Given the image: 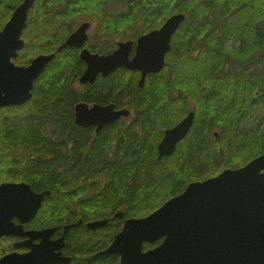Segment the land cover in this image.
<instances>
[{
	"label": "trees",
	"instance_id": "obj_1",
	"mask_svg": "<svg viewBox=\"0 0 264 264\" xmlns=\"http://www.w3.org/2000/svg\"><path fill=\"white\" fill-rule=\"evenodd\" d=\"M41 2L38 14L37 0L29 11L25 46L14 63L26 66L41 54L55 58L36 81L30 103L5 109L11 116L0 118V175L6 173L5 181L36 179L37 191L51 192L37 215V228L110 219L119 210L124 219L143 218L188 184L202 180L203 174L213 177L216 161L223 160L224 169L237 168L240 161L263 154L264 115L254 133H241L240 125L264 106V0H170L166 12L154 18L182 14L180 29L220 25L222 31L214 34L220 37L208 38L210 44L218 41L216 47L224 52L201 58L166 57L164 68L148 75L142 88L138 73L119 70L84 92L78 86L84 65L77 52L58 51L72 27L57 26L60 32L55 34L49 24L54 20L53 6L66 1ZM144 2H129L125 18L149 17ZM198 19L201 23L192 22ZM186 33L187 37L197 31ZM178 34L179 30L174 36ZM228 37L239 38L237 46H229L234 41ZM230 49L233 52H227ZM80 102L127 105L134 119L95 134L72 122L73 108ZM25 108L29 112L22 115ZM190 111L195 120L187 136L174 154L158 161L156 147L164 131ZM240 153L243 158L235 163ZM120 221L110 220L96 231L84 224L71 229L64 253L73 264H118L116 256H92L109 245L111 234L120 231Z\"/></svg>",
	"mask_w": 264,
	"mask_h": 264
},
{
	"label": "water",
	"instance_id": "obj_2",
	"mask_svg": "<svg viewBox=\"0 0 264 264\" xmlns=\"http://www.w3.org/2000/svg\"><path fill=\"white\" fill-rule=\"evenodd\" d=\"M34 1L23 0L0 31V110L29 103L35 82L55 58L54 54L39 55L27 66L12 61L24 48L21 35ZM183 21L182 14L173 15L159 30L139 37L132 58L131 42L118 44V49L106 56L83 49L79 59L86 68L79 83L94 85L97 77L106 78L126 69L140 73L138 87L142 88L148 75L164 68L171 37ZM86 28L80 26L58 50L82 47ZM129 115L128 109H115L113 104L80 102L74 106V124L95 127L97 133ZM194 120L195 114L190 111L164 131L157 145L158 161L175 153ZM50 193H35L26 183L0 184V239L29 238L26 243L13 245L25 247L26 253L6 254L0 257V264H73L72 257L63 254L65 238L71 229L84 224L82 220L64 225L57 239L52 236L59 227L22 232L23 224L38 214ZM115 219H124V213L119 210L110 219L84 225L96 231ZM36 238L37 246L33 244ZM145 245L154 246L144 250ZM111 256L118 258V264H264V153L241 168H227L215 177L188 184L144 218L124 219L110 244L92 258Z\"/></svg>",
	"mask_w": 264,
	"mask_h": 264
},
{
	"label": "flooded vegetation",
	"instance_id": "obj_3",
	"mask_svg": "<svg viewBox=\"0 0 264 264\" xmlns=\"http://www.w3.org/2000/svg\"><path fill=\"white\" fill-rule=\"evenodd\" d=\"M65 1L66 2H63L60 5L53 6L54 14L50 16H53L54 20H52L51 23L49 24L52 26V28L55 29L54 31L55 34L60 32L58 30L60 27H63L64 29H66L67 24H69L72 27V29H71L70 34L67 36V38L72 33L77 31L80 26L87 25V28L85 30L86 41L83 44V46L70 48L77 52L78 58H79L80 52L83 49L88 50L89 53L91 54H97L100 56L109 55L118 49V44L125 43V42L132 43L131 52L129 54V58H132L135 54V50H136L139 37H141L142 35L151 33L153 31L159 30L166 22L167 19L161 20L160 18H154L153 15L156 14L157 16H160L161 14L166 12L168 2H169V0H145L144 4H147L148 5V6L146 5L147 9L150 10L149 17L147 16V18L145 19L138 18L137 15L135 14V16L132 18L130 14V17L127 18L130 20L129 22L130 28L128 29L126 26L125 29L121 31V29L118 27L120 26L121 21L119 22L118 25H116L118 20L109 18V17L116 16L114 15L115 12H113V10L111 9V6H113V4H116V6L124 5L123 10H126L125 14H127L129 6H130L129 2H132L133 0H123V4H118L120 0H110V1L109 0H72V1L65 0ZM22 2L23 0H0V26H1L0 31L2 30L4 25L9 21L15 9ZM50 2H53V1H50ZM42 4L43 3L41 2V0H37V14L41 9ZM215 4H216L215 1H213L212 5L214 6ZM154 10H156V12ZM43 16L47 17L46 14H44ZM57 20H60L61 22L59 25H57ZM192 22H196V24L201 23L199 19L192 21ZM57 26H60V27H57ZM117 28H119L120 30ZM178 30H179V34L177 36L176 35L174 36L176 32L178 33ZM186 30L189 32H193V30H195L197 31V34H194V35L192 34L186 37L185 36V34H187ZM220 31H222L220 25L211 26L209 28L207 26L201 27V28H199V26L197 28L182 27L181 29L178 27L175 33L171 37L169 51L166 53L165 58L166 57L201 58V57H212L214 55L217 56V53H219V50H220V53L221 52L223 53L224 50H222V48L216 47V44L218 41H215L213 44L212 43L210 44L209 38H212L215 40L216 37H220V35H214L216 33L218 34ZM200 32L202 33L200 34ZM208 34H210L209 38H208ZM21 39L24 41V46H25L24 31L22 32ZM223 39H221V41H223ZM232 40L236 41L234 39ZM232 40H229V41L232 42ZM205 41L208 44L205 45ZM238 42H239V38L237 39L236 43ZM213 46H215L216 48L214 49ZM212 48L214 49L213 51H211ZM41 55H50V54H41ZM83 65H84V70H85L86 65L84 63ZM119 70H125V69H119ZM114 73H112L110 76H112ZM136 73H138L140 76L139 72H136ZM108 77L102 78L99 76L97 77L95 83L99 81L100 79L105 80ZM87 86L90 87L93 85L86 84L84 86H81L80 91L84 92ZM87 104L92 105L96 103H87ZM108 104H113L115 106V109H121V108L128 109L126 107L127 105H124L121 108H117L116 104L111 103V102L105 103V104H99V105H108ZM133 119H134V114L132 115L130 112V115L128 117H121L117 121H115L113 124L115 125H119L122 123L130 124L132 123ZM72 122L74 124V108H73ZM113 124L109 126H112ZM74 126L76 125L74 124ZM78 128H82V127H78ZM83 129H89L93 131V133L98 134L95 131V127H89V128H83ZM25 165H28V164H19L18 167L23 168ZM34 181H37V180L35 179ZM34 181L32 180V178H28V181L18 180V181H7V182L26 183L31 186V189L35 193L42 192V190L37 191V186H33V183H35ZM62 226L63 225L56 224V225L46 226L44 228H37V214H36V216L32 220L23 224L22 232L24 233L29 232V231L37 232V230H42V229L49 228V227H59L58 230L52 236V239H57L61 235ZM28 239L29 238L26 236L4 237L0 239V241L4 240V241L10 242L12 249H14V251H11V252L26 253L28 250L25 247H20V248L15 249L13 245L16 243H26ZM65 243H66V238H65ZM33 244L37 246V238L33 241ZM11 252L9 251L7 253H11ZM63 254L65 256H68L64 253V249H63Z\"/></svg>",
	"mask_w": 264,
	"mask_h": 264
},
{
	"label": "rangeland",
	"instance_id": "obj_4",
	"mask_svg": "<svg viewBox=\"0 0 264 264\" xmlns=\"http://www.w3.org/2000/svg\"><path fill=\"white\" fill-rule=\"evenodd\" d=\"M182 2H183V0H181ZM181 2V3H182ZM118 4H123V0H120L119 2H118ZM169 5H170V0H169V2H168V6H167V9H168V7H169ZM160 6H161V4H160ZM123 7H124V5L122 6V5H117L116 6V4H113V6H111V9L113 10V12H115L114 13V15H116V16H114V17H111V18H113V19H117L118 20V22L116 23V25H118L119 24V22L121 21V23H120V26H118L120 29H121V31H123L124 29H125V27L127 26V28L129 29L130 28V20L129 19H127V18H125V12H126V10H123ZM166 9V10H167ZM111 12V11H110ZM112 13V12H111ZM155 27H157V26H155ZM119 28H117V29H119ZM119 29V30H120ZM94 31V30H93ZM232 39H234V37H228V40H232ZM235 44H237L236 43V41H234V43H229V46H235ZM228 46V47H229ZM226 48V46H224L223 47V49H225ZM233 49H230L229 51H227V52H233L232 51ZM37 56H39V55H37ZM230 57V56H229ZM17 58V57H16ZM15 58V59H16ZM33 59V58H32ZM31 59V60H32ZM14 61V60H13ZM78 86H80L79 84H78ZM129 110H130V112H131V114L133 115L134 114V111L132 110V108L131 107H128V106H126ZM23 111V114L22 115H24V114H26L27 112H29V110L27 109V108H25V109H23L22 110ZM263 115H264V106L263 105H261L260 107L258 106L255 110H254V113H253V115H252V117L251 118H249V119H246V120H244L243 122H242V124L240 125V132L241 133H247V132H252V133H254L253 132V130L256 128V125H257V123H258V121L259 122H261L260 120L263 118ZM9 116H11V114L8 112V111H5V110H2V112L0 113V118L2 117V118H8ZM261 124H263V123H261ZM251 129V130H250ZM217 129H214L213 131L215 132ZM243 158V153H240L239 154V156L236 158L237 160H236V162L235 163H237V162H239L241 159ZM223 160H218V161H216L215 162V165H213L215 168H216V170H217V173L214 175V176H216V175H218L220 172H222L223 170H224V168H222V166H223ZM248 163V162H247ZM247 163H245V162H242V161H240V163H238L237 165H236V167L237 168H241V167H243L244 165H246ZM229 169H236V168H229ZM209 176V174H208V172L207 173H205V174H203V176H201V179L202 180H200V181H203V180H205V179H208L207 177ZM210 178V177H209ZM4 179V181H2ZM5 179H7V175H6V173H2V175H0V181H1V183L2 182H7V181H5ZM0 183V184H1ZM51 194V193H50ZM83 195H85V197H88V193H84ZM45 203V202H44ZM135 219H137V218H135ZM116 220V219H115ZM92 221H94V220H92ZM114 221V220H113ZM123 222H124V219H122L121 221H120V223L118 224V229L119 230H121V228H122V225H123ZM66 223H64V224H62V223H60V224H58V225H65ZM53 225V224H52ZM117 233V231L116 232H114V233H112L111 234V237H110V239L112 240V238H113V236H114V234H116ZM111 240H110V242H111ZM109 242V243H110ZM108 243V244H109ZM154 246V245H153ZM153 246H149V247H147V246H145L144 247V249H147V248H151V247H153ZM11 252V251H14V249H12V247H11V243L10 242H8V241H4V240H1L0 241V256L1 255H3V254H6L7 252Z\"/></svg>",
	"mask_w": 264,
	"mask_h": 264
}]
</instances>
